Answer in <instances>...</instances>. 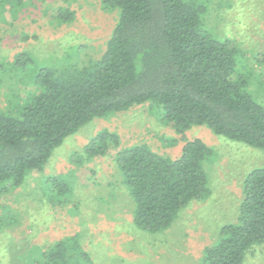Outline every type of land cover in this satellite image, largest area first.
<instances>
[{
	"label": "trees",
	"instance_id": "obj_1",
	"mask_svg": "<svg viewBox=\"0 0 264 264\" xmlns=\"http://www.w3.org/2000/svg\"><path fill=\"white\" fill-rule=\"evenodd\" d=\"M26 0H0V15L16 13ZM105 12L118 17L106 49L84 66L42 67L30 79L34 89L0 110V198L42 172L65 140L95 119L124 114L147 104L161 123L182 135L181 156L171 159L148 145L121 148L120 137L105 129L75 155L73 163L115 155V163L135 203L134 224L157 233L167 230L191 202L210 195L205 163L213 150L201 139L187 140L194 126L259 149L264 153V106L237 73V47L208 33L196 0H102ZM67 8L58 11L60 24L74 20ZM29 53L0 65V86L11 71L33 63ZM77 158V161H76ZM51 199L61 204L72 187L48 177ZM238 222L221 228L219 240L205 248L200 264H245L264 245V167L252 170L242 185ZM47 192V193H48ZM54 198V197H53ZM91 264L78 235L56 242L36 264L74 263L75 255Z\"/></svg>",
	"mask_w": 264,
	"mask_h": 264
},
{
	"label": "rangeland",
	"instance_id": "obj_2",
	"mask_svg": "<svg viewBox=\"0 0 264 264\" xmlns=\"http://www.w3.org/2000/svg\"><path fill=\"white\" fill-rule=\"evenodd\" d=\"M196 2L206 6L205 30L237 47V73L264 106V0ZM61 8L73 11L74 20L60 24ZM117 17L103 10L102 0H26L16 13L0 15V65L9 69L22 52L34 60L27 72L10 70L5 76L0 110L34 89L30 78L40 68L84 66L99 59ZM105 129L119 135L121 148L145 144L171 159L179 158L185 145L182 135L161 123L147 104L93 120L54 151L42 172L32 173L0 198V264H33L50 246L75 235L91 264H200L205 248L219 240L221 228L238 222L243 182L252 170L264 167L261 150L218 136L205 125L192 127L185 133L187 140L201 139L213 150L205 163L211 195L191 202L167 230L151 233L134 224L135 203L115 152L73 163ZM55 176L72 187L61 204L51 202L62 198H51L45 184ZM74 255V263H86ZM245 262L264 264V245L250 251Z\"/></svg>",
	"mask_w": 264,
	"mask_h": 264
}]
</instances>
